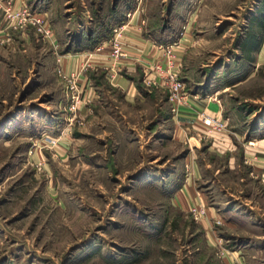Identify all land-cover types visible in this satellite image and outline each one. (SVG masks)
<instances>
[{"label":"rangeland","instance_id":"rangeland-1","mask_svg":"<svg viewBox=\"0 0 264 264\" xmlns=\"http://www.w3.org/2000/svg\"><path fill=\"white\" fill-rule=\"evenodd\" d=\"M9 1L0 0V264H264V223L234 228L211 219L208 236L202 227L206 208L203 217L195 216L196 206L184 211L173 200L185 154L178 142L151 138L149 149L124 151L106 163L111 146L105 153V137L87 135L79 119L61 133L58 96L66 94L69 112L76 107L56 68L50 76H37L46 61L40 56L39 64L29 54L14 57L20 52L12 46L7 47L10 57L3 56V29L31 26L8 25L2 8ZM161 1L142 0L148 18L155 16L146 25L174 30V37L184 33L188 11H195L186 28L195 76L216 72L224 74L223 82L254 70L246 63L254 53L240 47L260 43L252 34L264 42V0H191L183 20L175 19L173 26L167 6L174 0H164V6ZM11 7L35 12L27 4L15 8L11 1ZM33 28L51 40L53 33L44 38ZM221 96L231 107L263 110L264 64ZM206 198L218 205L213 191Z\"/></svg>","mask_w":264,"mask_h":264},{"label":"crops","instance_id":"crops-1","mask_svg":"<svg viewBox=\"0 0 264 264\" xmlns=\"http://www.w3.org/2000/svg\"><path fill=\"white\" fill-rule=\"evenodd\" d=\"M11 1L15 8L27 4L45 16L53 36L45 41L31 26L25 31L3 29V56L10 57L7 47L12 46L20 52L14 57L29 54L35 56L34 62L38 63L39 56L46 60V64L41 62L43 69L37 76H50L59 67L63 74L77 77V93L82 100L75 103V110L66 109L68 100L63 91L55 102V110L60 113L59 119L62 118L59 120L61 133L66 134L64 125L79 119L87 135L105 137V153L111 146V158H106V163L124 151L149 149L151 138L168 145L178 142L184 146L185 154L181 158V177L173 189V200L184 211L192 206L206 208L202 227L207 235L211 231V219H223L227 227L234 228L239 223L253 224L256 220L264 223V108L251 109L249 113L238 103L229 106L221 96L228 88L248 80L264 64L261 39L252 34L251 39L256 37L260 43L249 42L240 47L246 54L254 53L252 61L249 59L251 63L246 62L254 70L222 82L219 79L224 74L209 72L197 77L191 70L186 52L189 40L186 28L192 23L195 11H188L185 26L182 25L184 33L174 37L171 29H149L147 20L155 16L148 18V5L142 0H135V4L130 0H119L117 4L114 0ZM190 1L174 0L167 6L171 16L169 24L175 19L183 20L187 12L185 5ZM161 5H165L164 0ZM119 24L124 25L125 55L114 61L106 56V49L98 52L94 48ZM172 41L178 42L174 53L186 93L184 105L176 115L170 112L163 74L155 68L157 64L161 70L166 67L163 50L157 46L167 47ZM109 70L113 79L108 76ZM201 113L221 118L226 128L209 131L199 118ZM122 136L126 143L123 146L118 139ZM172 174L177 173L174 170ZM211 190L219 197L215 207L206 198Z\"/></svg>","mask_w":264,"mask_h":264},{"label":"built area","instance_id":"built-area-1","mask_svg":"<svg viewBox=\"0 0 264 264\" xmlns=\"http://www.w3.org/2000/svg\"><path fill=\"white\" fill-rule=\"evenodd\" d=\"M8 3V4H7ZM3 8L2 12L5 17V21H9L11 27L14 29L16 27H21L24 24H29L32 27H35L37 31L41 32L44 38H50L52 31L48 27L47 20L42 16L41 13L28 12L26 8H21L18 10H14L11 7V1L7 2ZM2 7V6H1ZM130 14H127L129 17ZM123 24H119V26L113 27L111 30V35L108 38H105L98 42V45L94 48L96 51L101 52L106 49V56L114 61L120 60L123 57ZM158 49L163 50V55L165 58V69L161 70L159 65L155 66L156 70L161 71L163 86L168 91V103L170 107V112L172 115H176L180 108L184 105V97L186 95L183 83L179 77V64L175 58V49L178 48V42L172 41L168 44L167 47H163L162 45L157 46ZM57 75L62 77L65 81L68 90H70L71 100H75V103L79 101V95L77 93V77L75 74H63L62 70L57 67L56 68ZM108 76L113 79L112 71H108ZM199 118L201 122H204L208 127L209 131H219L224 130L226 128V122L221 118H213L205 115L204 113L199 114ZM45 142L49 144H55L53 139L44 137ZM192 212L195 216L203 217L205 215V211L203 207H193Z\"/></svg>","mask_w":264,"mask_h":264}]
</instances>
